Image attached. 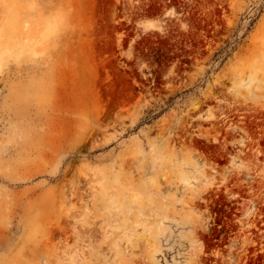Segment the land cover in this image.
<instances>
[{
  "label": "rangeland",
  "instance_id": "1",
  "mask_svg": "<svg viewBox=\"0 0 264 264\" xmlns=\"http://www.w3.org/2000/svg\"><path fill=\"white\" fill-rule=\"evenodd\" d=\"M0 264H264V0H0Z\"/></svg>",
  "mask_w": 264,
  "mask_h": 264
}]
</instances>
